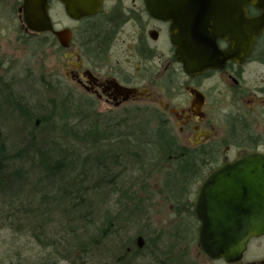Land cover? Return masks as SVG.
Listing matches in <instances>:
<instances>
[{"label": "trees", "instance_id": "1", "mask_svg": "<svg viewBox=\"0 0 264 264\" xmlns=\"http://www.w3.org/2000/svg\"><path fill=\"white\" fill-rule=\"evenodd\" d=\"M25 37L42 47L55 41L51 34ZM26 81L0 77V119L8 122L0 125V138L9 139L0 142V229L38 243L41 264L118 260L135 238L148 246L142 252L135 242L131 264H179L181 233L165 241L166 232L152 234L148 219L154 170L176 215L193 204L182 189L187 165L168 162L179 150L169 148L146 115L143 127L135 118L99 116L84 100L74 108L69 91L61 100L37 98ZM39 82L52 90L45 76Z\"/></svg>", "mask_w": 264, "mask_h": 264}, {"label": "flooded vegetation", "instance_id": "2", "mask_svg": "<svg viewBox=\"0 0 264 264\" xmlns=\"http://www.w3.org/2000/svg\"><path fill=\"white\" fill-rule=\"evenodd\" d=\"M23 5L24 0H0V21L20 22L18 30L29 37H54L56 73L67 76L74 108L84 100L90 112L103 117L134 120L146 115L150 126L168 138L169 148L179 150L172 151L168 162L187 165L182 189L193 196V204L181 205L180 233L186 246L179 264H200L190 257L188 244L200 249L205 264H264V259L246 258L251 243L264 236L250 239L239 261L208 257L199 245L201 222L195 206L211 173L248 154L264 155V31L247 56L188 72L172 43L171 21L153 16L147 0H98L94 13L77 19L66 14L59 0H48L53 29L69 31L66 47L51 32L27 29ZM250 7L248 15L258 16ZM54 9L68 26L56 25ZM216 44L221 50L229 47L223 39Z\"/></svg>", "mask_w": 264, "mask_h": 264}, {"label": "water", "instance_id": "3", "mask_svg": "<svg viewBox=\"0 0 264 264\" xmlns=\"http://www.w3.org/2000/svg\"><path fill=\"white\" fill-rule=\"evenodd\" d=\"M59 1L75 19L94 13L98 6V0ZM47 2L24 0L23 23L37 33L51 32L66 47L69 31L53 29ZM147 6L153 16L171 21L172 43L188 72L247 56L264 31V0H147ZM248 6L259 15L249 16ZM217 39L229 47L219 49ZM195 206L202 251L214 260L239 261L249 240L264 236V155L248 154L211 173Z\"/></svg>", "mask_w": 264, "mask_h": 264}, {"label": "rangeland", "instance_id": "4", "mask_svg": "<svg viewBox=\"0 0 264 264\" xmlns=\"http://www.w3.org/2000/svg\"><path fill=\"white\" fill-rule=\"evenodd\" d=\"M52 18L56 22V25L68 26L69 21L62 15V13L54 9L52 11ZM20 22L16 20H4L0 21V77L3 79L13 78L15 80H21V78H27V83H30L33 87L31 94L37 97L43 93L48 97H54L56 100H61L63 96L70 91L71 85L69 80L62 71L58 70L56 73V62L54 59V48L56 46V40L54 45L46 47L38 46L36 39H26L25 34H21ZM65 60L62 59L60 66L64 65ZM61 70V68H60ZM46 78V81L52 85V90H45L44 86L39 82L41 77ZM57 76L59 78H57ZM59 79V80H58ZM54 84V85H53ZM47 87V86H45ZM45 95V96H46ZM44 96L42 95V98ZM46 103V101H44ZM136 121H144V115H138ZM0 125L2 128L8 127V122L4 119H0ZM145 126L144 122L141 127ZM10 127V126H9ZM7 130L8 129H4ZM3 130V131H4ZM9 132V131H8ZM0 142L8 143L9 139L0 138ZM166 163H163V165ZM162 165V166H163ZM157 169V168H156ZM150 185V202L148 209L149 224L152 227V234L158 233L163 230L165 237L163 240L169 241L172 235L171 232H180V222L183 215H176L174 205L170 202V199L166 197V194L161 190V177L160 173L154 170L152 177L149 179ZM189 200H193V196H189ZM179 225V227H178ZM175 226V228H174ZM154 232V233H153ZM133 232H131L132 234ZM113 242V241H112ZM111 242V243H112ZM135 242L139 245V249H143L142 252H146L147 244L140 239H133L131 243L127 244V250L122 256L117 259H111V256L94 257L90 263L87 264H131L130 256L132 251L138 250ZM114 243V242H113ZM143 245V247H141ZM186 245H183V249ZM190 257L193 260H197L200 264H205L204 258L202 260V254H199L198 247L195 244L187 245ZM17 252L20 256H17ZM43 249L35 241L28 239L26 236L13 235L11 231L7 229H0V264H35L43 263L42 254ZM252 253V254H251ZM139 255V254H136ZM247 259L261 260L264 259V237L254 240L251 243L250 250L247 254ZM143 260H135L134 264H140ZM59 264H73L68 261H61ZM144 264V263H143ZM219 264V263H213Z\"/></svg>", "mask_w": 264, "mask_h": 264}]
</instances>
